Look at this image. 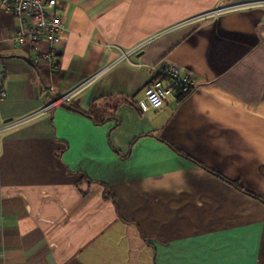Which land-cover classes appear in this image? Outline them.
Returning <instances> with one entry per match:
<instances>
[{
  "label": "crops",
  "instance_id": "0c3cea01",
  "mask_svg": "<svg viewBox=\"0 0 264 264\" xmlns=\"http://www.w3.org/2000/svg\"><path fill=\"white\" fill-rule=\"evenodd\" d=\"M256 1L56 0L57 72L0 8V264H264V6L187 24ZM161 60L196 87L141 110Z\"/></svg>",
  "mask_w": 264,
  "mask_h": 264
},
{
  "label": "built area",
  "instance_id": "2783aa9c",
  "mask_svg": "<svg viewBox=\"0 0 264 264\" xmlns=\"http://www.w3.org/2000/svg\"><path fill=\"white\" fill-rule=\"evenodd\" d=\"M262 6H264V0L230 4L193 18L187 24L204 21L212 17L215 18L226 12ZM55 7L56 0H0V8L4 12L11 14L19 23L18 31L10 40L12 46L16 48L27 47L28 51L35 55L32 60L34 64L47 65L54 72H57L59 66L55 59L57 55L56 48L60 44L66 28L62 19L56 15ZM42 42L48 44L49 48L47 51L40 49L39 46ZM111 67L106 66L98 74L88 78L76 88L62 93L55 101L48 102L26 119L31 120L40 117L48 114L58 105L69 104L86 86ZM150 70L152 79L144 88V101L139 104L141 110H158L169 97L183 98L196 87V80L192 73L181 72L177 66L165 60L155 63L150 67ZM1 78L2 73L0 72V82ZM46 91L47 93H51L52 88H47ZM5 97L6 93L0 83V100Z\"/></svg>",
  "mask_w": 264,
  "mask_h": 264
},
{
  "label": "water",
  "instance_id": "95a60500",
  "mask_svg": "<svg viewBox=\"0 0 264 264\" xmlns=\"http://www.w3.org/2000/svg\"><path fill=\"white\" fill-rule=\"evenodd\" d=\"M52 101H55V100L52 99V98H50V102H52ZM62 107H63V108H66V109H69V110H73L71 107H69V106L66 105V104H62Z\"/></svg>",
  "mask_w": 264,
  "mask_h": 264
},
{
  "label": "trees",
  "instance_id": "16d2710c",
  "mask_svg": "<svg viewBox=\"0 0 264 264\" xmlns=\"http://www.w3.org/2000/svg\"><path fill=\"white\" fill-rule=\"evenodd\" d=\"M107 198H112V195L110 193H108V195H106Z\"/></svg>",
  "mask_w": 264,
  "mask_h": 264
}]
</instances>
